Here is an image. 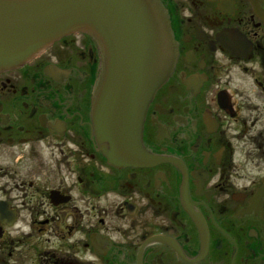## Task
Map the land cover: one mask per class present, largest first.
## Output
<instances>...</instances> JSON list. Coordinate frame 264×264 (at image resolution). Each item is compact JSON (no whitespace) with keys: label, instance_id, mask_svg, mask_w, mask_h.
I'll return each mask as SVG.
<instances>
[{"label":"flooded vegetation","instance_id":"flooded-vegetation-1","mask_svg":"<svg viewBox=\"0 0 264 264\" xmlns=\"http://www.w3.org/2000/svg\"><path fill=\"white\" fill-rule=\"evenodd\" d=\"M175 61L144 113L159 160L111 164L83 33L0 72V264H264V0H158Z\"/></svg>","mask_w":264,"mask_h":264},{"label":"water","instance_id":"water-1","mask_svg":"<svg viewBox=\"0 0 264 264\" xmlns=\"http://www.w3.org/2000/svg\"><path fill=\"white\" fill-rule=\"evenodd\" d=\"M155 0H0V72L20 67L62 36L82 31L104 52L92 120L115 165L154 159L141 144L147 103L167 75L173 46Z\"/></svg>","mask_w":264,"mask_h":264}]
</instances>
